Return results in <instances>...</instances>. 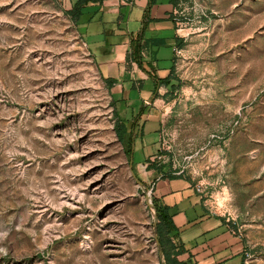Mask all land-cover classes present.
I'll list each match as a JSON object with an SVG mask.
<instances>
[{"label":"rangeland","instance_id":"rangeland-1","mask_svg":"<svg viewBox=\"0 0 264 264\" xmlns=\"http://www.w3.org/2000/svg\"><path fill=\"white\" fill-rule=\"evenodd\" d=\"M71 6L0 0V264H164L158 173L199 189L243 264H264V0H177L169 83L145 105L105 80Z\"/></svg>","mask_w":264,"mask_h":264},{"label":"crops","instance_id":"crops-1","mask_svg":"<svg viewBox=\"0 0 264 264\" xmlns=\"http://www.w3.org/2000/svg\"><path fill=\"white\" fill-rule=\"evenodd\" d=\"M174 13L172 0H89L81 8L77 26L85 44L99 57L104 78L113 79L120 94L141 98L145 105L144 97H150L158 87L149 74L163 78L169 73V67L159 66L163 60L158 55L160 48L171 49L169 59L165 58L171 67L180 37ZM135 47L140 63L131 57ZM163 69L167 72L162 76ZM148 134L142 136L145 147L133 151L140 154L135 162L139 165L146 145L152 143L146 140ZM150 176L154 198L168 208L177 229L175 239L187 250L181 259L189 255L190 264H243L246 249L241 235L228 218L205 204L199 189L182 177Z\"/></svg>","mask_w":264,"mask_h":264},{"label":"trees","instance_id":"trees-1","mask_svg":"<svg viewBox=\"0 0 264 264\" xmlns=\"http://www.w3.org/2000/svg\"><path fill=\"white\" fill-rule=\"evenodd\" d=\"M89 0H76L71 8L66 12L71 20L77 23L80 15L81 8L83 5L87 4ZM177 0H172V3L175 5ZM139 49L137 47L132 49L131 57L138 61L137 52ZM139 62V61H138ZM140 63V62H139ZM153 79L156 80L157 84L167 85L168 77L165 78H156L153 74H149ZM109 85H112L115 81L110 78H105ZM143 106V105H142ZM141 106V109H142ZM133 128V127H132ZM134 129V128H133ZM117 137L120 141L124 139L125 134L127 133V128L125 123H121L117 127ZM168 178H174L175 176L169 175ZM153 206L156 210L157 215V239L159 241L161 251L163 254L164 264H190V256L188 255L186 259H181L180 257L187 252L185 248L179 244H175L172 239L177 237V229L171 220V216L168 213V208L164 205H160L156 202V199L153 196ZM172 235L173 238L170 236Z\"/></svg>","mask_w":264,"mask_h":264},{"label":"water","instance_id":"water-1","mask_svg":"<svg viewBox=\"0 0 264 264\" xmlns=\"http://www.w3.org/2000/svg\"><path fill=\"white\" fill-rule=\"evenodd\" d=\"M132 156L130 157V173H131V176L132 178L134 179V181L136 182V184L141 187L143 189V191L145 192L146 190V186L145 184L137 178V176L134 174L133 170L131 169L132 167ZM146 201H147V204L150 206L151 210H152V213H153V231H154V234H155V239H156V244H157V248L159 249V254H160V257L163 258V254H162V251H161V247H160V244H159V241L157 239V227H156V223H157V215H156V210L153 206V204H151V202L149 201V198L148 196H146Z\"/></svg>","mask_w":264,"mask_h":264},{"label":"built area","instance_id":"built-area-1","mask_svg":"<svg viewBox=\"0 0 264 264\" xmlns=\"http://www.w3.org/2000/svg\"><path fill=\"white\" fill-rule=\"evenodd\" d=\"M246 257H248V252L245 250V251H244V258H243V259L245 260Z\"/></svg>","mask_w":264,"mask_h":264}]
</instances>
